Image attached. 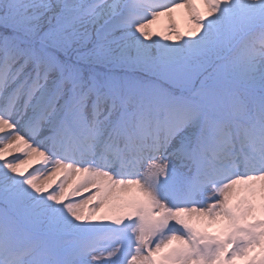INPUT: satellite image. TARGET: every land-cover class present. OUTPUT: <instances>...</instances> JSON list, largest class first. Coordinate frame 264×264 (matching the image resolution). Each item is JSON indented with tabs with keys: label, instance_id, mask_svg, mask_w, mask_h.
Here are the masks:
<instances>
[{
	"label": "snow or ice",
	"instance_id": "obj_1",
	"mask_svg": "<svg viewBox=\"0 0 264 264\" xmlns=\"http://www.w3.org/2000/svg\"><path fill=\"white\" fill-rule=\"evenodd\" d=\"M0 264H264V0H0Z\"/></svg>",
	"mask_w": 264,
	"mask_h": 264
},
{
	"label": "rangeland",
	"instance_id": "obj_2",
	"mask_svg": "<svg viewBox=\"0 0 264 264\" xmlns=\"http://www.w3.org/2000/svg\"><path fill=\"white\" fill-rule=\"evenodd\" d=\"M177 24H179L180 26L183 27L184 25V20H183V16H182V10H178L176 13L173 14ZM164 20H166L167 18H163ZM219 226H213L212 228L209 229V231H216L218 229Z\"/></svg>",
	"mask_w": 264,
	"mask_h": 264
}]
</instances>
